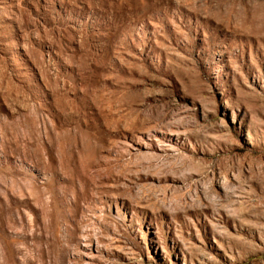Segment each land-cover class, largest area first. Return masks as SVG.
Segmentation results:
<instances>
[{
    "label": "rangeland",
    "instance_id": "rangeland-1",
    "mask_svg": "<svg viewBox=\"0 0 264 264\" xmlns=\"http://www.w3.org/2000/svg\"><path fill=\"white\" fill-rule=\"evenodd\" d=\"M0 264H264V0H0Z\"/></svg>",
    "mask_w": 264,
    "mask_h": 264
}]
</instances>
